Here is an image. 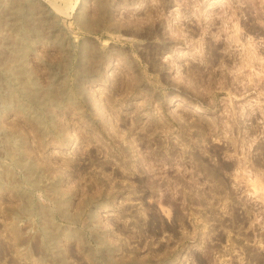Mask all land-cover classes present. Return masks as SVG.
<instances>
[{
  "label": "rangeland",
  "instance_id": "1",
  "mask_svg": "<svg viewBox=\"0 0 264 264\" xmlns=\"http://www.w3.org/2000/svg\"><path fill=\"white\" fill-rule=\"evenodd\" d=\"M0 264H264V0H0Z\"/></svg>",
  "mask_w": 264,
  "mask_h": 264
},
{
  "label": "bare ground",
  "instance_id": "2",
  "mask_svg": "<svg viewBox=\"0 0 264 264\" xmlns=\"http://www.w3.org/2000/svg\"><path fill=\"white\" fill-rule=\"evenodd\" d=\"M254 49V48H253ZM249 50V49H248ZM255 50V49H254ZM253 54V53H252ZM248 56V55H247ZM250 56V55H249ZM258 56V55H257ZM248 58V57H247ZM252 58H253V55H252ZM244 62V61H243ZM243 65H245L244 63H243Z\"/></svg>",
  "mask_w": 264,
  "mask_h": 264
}]
</instances>
